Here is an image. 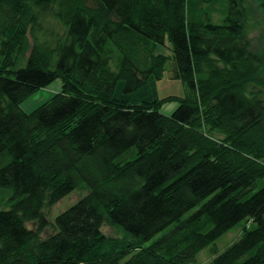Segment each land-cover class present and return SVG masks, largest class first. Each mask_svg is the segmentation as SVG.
<instances>
[{
	"label": "trees",
	"instance_id": "1",
	"mask_svg": "<svg viewBox=\"0 0 264 264\" xmlns=\"http://www.w3.org/2000/svg\"><path fill=\"white\" fill-rule=\"evenodd\" d=\"M219 1L0 0V264H191L240 221L206 264H264V99L249 89L264 84V52L245 0H226L220 23ZM48 17L63 30L41 42ZM166 39L171 55L154 53ZM168 60L183 97L114 96L118 79L134 90ZM74 189L86 193L50 221Z\"/></svg>",
	"mask_w": 264,
	"mask_h": 264
},
{
	"label": "rangeland",
	"instance_id": "2",
	"mask_svg": "<svg viewBox=\"0 0 264 264\" xmlns=\"http://www.w3.org/2000/svg\"><path fill=\"white\" fill-rule=\"evenodd\" d=\"M245 3L250 8L252 13L247 25V35L250 38L251 50L260 54L264 52V0H245ZM225 5L226 0H221L214 6L215 10L212 13V20L214 22L220 23L222 21ZM41 29L42 30L36 34L39 37V40L41 42L46 40L50 42L53 39L51 37L52 32L61 33L63 27L57 23L54 18L48 17L45 18V20H42ZM28 37L30 42H32V38L29 33ZM28 52L29 50L26 54H28ZM154 53L171 55L169 41L166 39L164 44L155 45ZM24 64L25 59H23L22 62H19L17 66L20 67ZM170 66L171 60H168L163 75L159 79L149 80L145 84L131 91H125L123 89V79H118L113 92L114 96L126 100L129 104L141 103L142 101L158 100L166 96L183 97L187 93L188 88L180 79H174L170 77ZM55 82L61 84L60 79H55L48 86L38 89L21 102V108H24L26 111H31L50 98L54 93H56L52 92V84ZM249 89L253 91L258 90L264 99V84L256 86L251 85ZM177 105L178 102L175 100L164 101L161 104L160 110L165 114H170ZM262 186H264V177L257 180L255 190ZM85 193L86 191L83 189H74L66 194L47 211L49 220L52 221L56 214L68 208ZM10 195V189L0 187V208L5 209L10 206ZM243 225L244 221L238 222L233 227L221 234L218 238H216L213 243L202 248L197 253L195 261L191 264H206L212 257L210 248L214 246L218 251H222L241 235ZM252 225L253 224H251V226ZM27 226L33 228L34 223L29 222L27 223ZM104 230L108 233H112V229L107 226H104ZM50 231L51 228L48 226L43 231L42 236L47 235L50 233Z\"/></svg>",
	"mask_w": 264,
	"mask_h": 264
},
{
	"label": "crops",
	"instance_id": "3",
	"mask_svg": "<svg viewBox=\"0 0 264 264\" xmlns=\"http://www.w3.org/2000/svg\"><path fill=\"white\" fill-rule=\"evenodd\" d=\"M51 84V83H50ZM48 86V85H47ZM59 88H61V84H58L57 82L52 84V92H57L58 90H60ZM24 107V106H23ZM26 108V107H25ZM24 109V108H23ZM25 110V109H24ZM26 111V110H25Z\"/></svg>",
	"mask_w": 264,
	"mask_h": 264
}]
</instances>
